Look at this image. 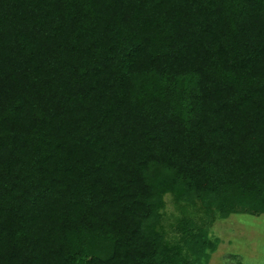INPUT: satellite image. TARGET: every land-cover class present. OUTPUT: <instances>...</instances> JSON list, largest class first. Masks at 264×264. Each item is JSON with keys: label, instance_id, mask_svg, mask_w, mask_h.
Masks as SVG:
<instances>
[{"label": "trees", "instance_id": "trees-1", "mask_svg": "<svg viewBox=\"0 0 264 264\" xmlns=\"http://www.w3.org/2000/svg\"><path fill=\"white\" fill-rule=\"evenodd\" d=\"M166 193L264 213V0H0V264H206Z\"/></svg>", "mask_w": 264, "mask_h": 264}, {"label": "rangeland", "instance_id": "rangeland-1", "mask_svg": "<svg viewBox=\"0 0 264 264\" xmlns=\"http://www.w3.org/2000/svg\"><path fill=\"white\" fill-rule=\"evenodd\" d=\"M164 206L157 230L170 244L179 242L180 222H191L205 229L217 245L206 264H264V213H232L225 218L204 212L199 202L193 206L177 202L170 193L163 195Z\"/></svg>", "mask_w": 264, "mask_h": 264}]
</instances>
